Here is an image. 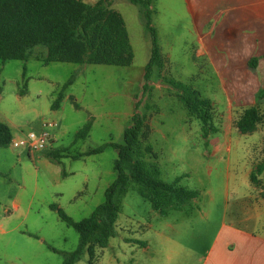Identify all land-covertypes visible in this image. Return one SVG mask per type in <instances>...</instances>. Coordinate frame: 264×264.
Returning a JSON list of instances; mask_svg holds the SVG:
<instances>
[{"label": "rangeland", "instance_id": "1", "mask_svg": "<svg viewBox=\"0 0 264 264\" xmlns=\"http://www.w3.org/2000/svg\"><path fill=\"white\" fill-rule=\"evenodd\" d=\"M83 1L93 3L95 0ZM112 6L123 16L134 48L135 59L131 65L45 63L34 58L45 53L42 47H36L26 60L0 59V122L9 126L12 137L38 133L44 122L56 124L46 127L49 133H60L41 150L0 145V220H3L4 229L18 227L9 233L0 231V264H20L13 258L15 254L34 253L39 249L42 250L41 260L45 252L50 256L47 264H61L64 253L77 247L79 235L61 221L49 205L56 204L76 221L87 217L103 201L104 190L115 176L116 150L111 147L99 153L73 157L109 140L121 143L129 115L143 93V63L150 34L144 28L137 5L129 0H117ZM71 74L75 75L73 82L67 86L58 106L51 108L57 92ZM259 107L261 113L256 131L240 134L238 140L236 133L232 135L229 166L224 156L210 159L205 165L201 156L198 158L199 150L203 152L204 149L181 150L183 170L176 175L185 174L181 184L197 189L189 176H230L229 208L236 204L241 207L244 200L253 197L248 176L264 163V103ZM90 114L94 119L89 118ZM193 122L198 128L197 122ZM87 123L90 124L88 135L85 139H76L75 133ZM12 199L19 202V210L8 214L4 209H10ZM29 200L31 204L26 210ZM150 210L147 201L136 192L128 191L122 202L118 233L110 238L96 264H154L155 255L125 240L145 239L149 243L155 240L153 228H139L140 223L151 220ZM150 222L157 225L156 220ZM241 225L263 232L264 204L259 214ZM23 230L40 233L46 242L41 246L24 245L20 234ZM47 245L57 252L48 251ZM87 259L85 253L77 264H88ZM20 260L26 261L27 257H20Z\"/></svg>", "mask_w": 264, "mask_h": 264}, {"label": "crops", "instance_id": "2", "mask_svg": "<svg viewBox=\"0 0 264 264\" xmlns=\"http://www.w3.org/2000/svg\"><path fill=\"white\" fill-rule=\"evenodd\" d=\"M115 1L111 2V7ZM150 8L156 30L158 64L152 71L147 90L141 95V108L134 109L141 113L142 126L132 155L148 175L164 182H172L183 170V149H204L199 150L198 158L201 156L205 165L210 159L224 156L229 166L232 135L236 133L238 140L240 134L254 132L259 125L256 123L253 131L242 133L235 121L250 106H255L260 114L259 105L264 103V0H151ZM131 47L133 63L135 52L132 44ZM150 48L148 41L143 73ZM173 83L196 89L202 98L213 102L221 122L218 134L210 135L207 140L202 138L188 106L172 88ZM89 118L94 119V115L90 114ZM59 136V132H50L48 145ZM261 165L262 171L257 168V172L248 176L253 197L244 200L241 207L236 204L229 208L230 176H189L192 185L197 187L198 196L184 206L167 207L163 215L151 206L142 190L130 182L117 197L118 212L112 237L118 233L123 198L128 191H134L151 207V220L140 223L139 228H153L156 238L152 243L145 239L125 240L155 255L154 264H264V231L241 225L259 214L264 204V176H259L264 175V163ZM30 204L29 200L26 210ZM249 208L259 211L247 212ZM16 210H19L16 199L11 200L10 209H4L8 214ZM152 220H156L157 225L150 222ZM2 221V233L18 229H4ZM20 234L24 245L41 246L46 242L36 231L23 230ZM110 238L106 246L96 247L92 254L83 253L88 256V264L100 262ZM47 249L57 252L50 245ZM40 252L41 249L34 253L18 252L13 258L20 264H47L50 256L44 252L41 260ZM24 256L27 260H20Z\"/></svg>", "mask_w": 264, "mask_h": 264}, {"label": "trees", "instance_id": "3", "mask_svg": "<svg viewBox=\"0 0 264 264\" xmlns=\"http://www.w3.org/2000/svg\"><path fill=\"white\" fill-rule=\"evenodd\" d=\"M112 1L95 0L88 3L83 0H0V59L26 60L32 56L36 47H42L45 53L34 58L45 63L58 61L131 65L133 50L128 32L122 15L111 7ZM129 1L138 6L144 28L150 34V56L143 73V96L149 86L152 71L158 64L156 30L152 25L151 0ZM74 76L71 74L61 86L51 108L58 106ZM172 88L185 101L189 115L197 122L204 140L221 131V123L211 100L202 98L198 90L182 83H173ZM141 101L140 98L136 102V109ZM259 118L257 108L250 106L235 121V125L242 133L250 132L255 129ZM141 126V113L134 112L123 129L121 143L106 141L73 156L91 155L111 147L116 150L113 162L115 176L104 190L103 201L87 217L76 221L56 204L49 205L56 210L59 219L73 227L79 235L77 247L64 255L61 264H75L84 252L92 254L96 247L107 245L108 239L115 233L117 197L130 182L142 190L151 206L162 215L167 207L184 206L198 196L196 189L181 184L185 174L177 176L172 182L160 181L148 175L143 165L134 159L132 147ZM89 128L90 124H85L75 133V138L84 139ZM11 139L9 126L0 122V145L8 146ZM262 169L263 165L258 167L259 172Z\"/></svg>", "mask_w": 264, "mask_h": 264}, {"label": "built area", "instance_id": "4", "mask_svg": "<svg viewBox=\"0 0 264 264\" xmlns=\"http://www.w3.org/2000/svg\"><path fill=\"white\" fill-rule=\"evenodd\" d=\"M47 126H56L55 123L44 122L40 132H28L24 137H12L10 145L13 147H24L28 151L41 150L48 144L50 133L46 130Z\"/></svg>", "mask_w": 264, "mask_h": 264}]
</instances>
